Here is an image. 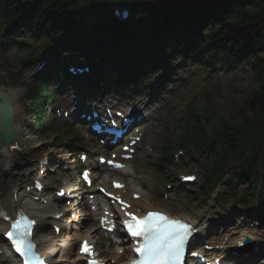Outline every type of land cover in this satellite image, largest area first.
<instances>
[{
    "label": "trees",
    "instance_id": "16d2710c",
    "mask_svg": "<svg viewBox=\"0 0 264 264\" xmlns=\"http://www.w3.org/2000/svg\"><path fill=\"white\" fill-rule=\"evenodd\" d=\"M113 1L137 0H35L37 7L49 3L66 6L64 12L72 10L71 18L76 22L83 21L85 14L96 17L97 8L102 7L108 13L112 6L105 3ZM191 14L168 17L173 23L165 22L162 29L174 35L179 29L197 32L203 66L218 59L249 61L255 86L242 107L232 105L225 114L208 103V111L193 115V124L190 121L180 124L183 138L178 146L209 161L208 173L213 184L222 180L232 162L240 163L241 170L256 181L264 173V0H221ZM187 57L189 61L201 59L196 50L188 52Z\"/></svg>",
    "mask_w": 264,
    "mask_h": 264
},
{
    "label": "rangeland",
    "instance_id": "374dc122",
    "mask_svg": "<svg viewBox=\"0 0 264 264\" xmlns=\"http://www.w3.org/2000/svg\"><path fill=\"white\" fill-rule=\"evenodd\" d=\"M163 37H166V36L163 35ZM181 37H182L181 34L179 33L175 34L174 40L179 41ZM98 43L99 42H97L96 44ZM87 48L91 49L90 46H87ZM5 55L10 58L9 63L13 66L8 67L6 64H4V62L2 61V58L0 57V76L4 75V73L10 70L12 72L17 73V77L19 80H21V83L18 86H11L9 84V79L7 78L5 82H3V84H0V90H8L11 88L20 90L18 101L21 102L24 108V112L25 114H27V118L29 121V127L28 129L24 130L23 136L25 140L29 143L28 144L29 147H31L34 150L32 154L22 153L20 155H15L14 157L12 156L8 159V162H6L8 157L4 158L3 163L7 165L11 164L12 160L14 161V163L12 164L13 166H11L12 169L4 165L5 168L7 169V174L11 176V179H10L11 182L13 184L18 185V187L15 188L14 190H17L16 193L22 196L21 202L28 203L35 210L37 209L38 212L42 214L44 217H48L52 212H56L59 209H64V211L69 210V209L75 210V207L79 204L78 202H73L70 206H67V207L63 206L62 202L55 204V201H50L48 205H45V204L43 205L41 203L33 202L30 197V194L24 191V186H25L24 181L25 179H27L26 175H28L30 172H32V170L35 169V165L37 164L38 160H44L41 157L42 154L50 155V159L44 161V164L42 166L43 170L45 171L46 180L48 179L51 181V184L49 185L50 187L57 188L58 186L62 185V182L66 183L68 187H71L72 185L75 184V182H77V177H76L73 165L71 164L69 165L68 172L66 174L62 173L59 166H56V163L59 160H62L63 162L67 161L68 155L66 151L68 149L71 150V148L67 145H60L59 142L54 138L52 133L40 135L38 131L36 130V127L33 125L34 119L29 116L28 109H27L28 104L25 103L23 94H24V88L33 79V76H32L33 66L30 65L28 62H22L18 60L16 57L11 59L12 58L11 50L5 51ZM239 76H242V78L239 79ZM229 79H232V83L227 87L226 93L230 92L231 95H235L237 98L244 94L247 95L253 85L252 82L249 81L248 76H246L245 74L241 72H236L235 78H232L230 75ZM0 82H1V77H0ZM153 83L154 81L152 80L150 84H148L147 86L151 87ZM235 84H238V88L236 90H234ZM57 86H61V85L58 84ZM176 91L177 90H175L174 92ZM177 93H180L181 95L183 93V87L181 86L178 87ZM174 94L175 93L168 90L164 92V95L166 96L163 97L162 99H168V97L174 96ZM190 97H194V95L191 94ZM210 97L215 98L214 94H212V91H211ZM221 98H222V95H221ZM217 100L218 102L221 101L220 99H217ZM176 104H177L176 98L174 102H169L166 100V104L164 108L161 111L157 112V117L159 118L161 123L164 122V119L168 118L169 111H166L168 110V107L171 106V109H170L171 111L175 108ZM178 104H179V101H178ZM163 111H166V112L160 115V113H162ZM59 122H60L59 120L56 121L58 125H60ZM163 130L164 128H161L160 130V127L157 129L158 133L161 134V137H157L155 142L151 141L147 149V158L139 157L135 161L136 163L141 165L140 170H145V173L140 172V171L137 172V174L135 175V179H134L135 182H132V187H135V186L145 187L143 190L146 191V194H144L142 197L144 201L152 203L153 208L167 209V210H170L171 212L172 211L176 212L178 210H183V209H186V210L202 209V210H205L206 213L208 212L207 218L210 220L217 221L220 217V219L232 221V223H235L236 226L238 227L237 231L245 227L243 224V220H244L243 218H245L244 216H242L243 214L246 215L248 211H252V212L255 211L257 213L260 212L263 214L264 204L261 205L262 202L257 203V201H255L254 203L252 202L250 204L246 202L244 203L241 202L243 205L241 209H239L238 206L235 207L236 203L233 202V199L235 197L234 194L226 196V200L222 202V201L215 199L216 192L210 193V195L206 197H200L198 194L196 195L197 192H194V190H188L187 196H183V197L174 196L172 195V193L175 194L182 190L179 187L177 182L171 183V185L173 186L170 190L167 189L168 185H166V188L160 187V183L162 182L161 175H160V172H158L157 167H155V164H156V159L158 158L160 154V149H161L160 139L166 138L165 132ZM167 130L169 133V127L167 128ZM161 131H163V134L161 133ZM197 167L195 163L188 162L182 171L185 172L184 174L192 173V171L198 172L201 175L200 182H202L203 169L197 168ZM23 177L25 179L22 181ZM109 177L114 178L115 175H109ZM118 177L128 180L129 175L124 174ZM129 181L131 182L132 179ZM246 184H247L246 182L241 181L240 184L236 186L239 192L243 190L242 186H245ZM223 188L224 187L221 186L219 190H223ZM53 190H54L53 188H50V190L48 191L46 190L44 192V194L46 195L48 199L53 197L54 195ZM74 196H75V199L77 200V195H74ZM169 196H172L173 198H169ZM237 212H241V214H239L241 216H240V219L237 218V220L234 221L232 216L234 215V213H237ZM79 214L81 215L80 212ZM257 215L258 217H260L259 214ZM49 222L50 220L48 218L44 219V225L42 226L43 235L47 239L51 240L55 246L60 247L62 245V239L54 235L53 231L48 227ZM207 222H210V221L208 220ZM249 222H250L249 225H253L255 223L252 220ZM233 228L234 227H231V228L230 227H223V228L219 227L217 232L207 237H204L203 241H206L208 237H216L217 235L222 233L223 230L224 231L227 229L232 230ZM81 229L84 230V228H81ZM64 238L69 239V236L68 237L64 236ZM59 256L61 257L62 254L58 253L56 255V257H59ZM0 260L2 261L1 258ZM3 263H0V264H3Z\"/></svg>",
    "mask_w": 264,
    "mask_h": 264
},
{
    "label": "snow or ice",
    "instance_id": "6c2138e0",
    "mask_svg": "<svg viewBox=\"0 0 264 264\" xmlns=\"http://www.w3.org/2000/svg\"><path fill=\"white\" fill-rule=\"evenodd\" d=\"M115 166L121 167L120 165ZM183 179L194 178L183 177ZM116 186L120 187L121 185ZM128 215L130 219L124 222L128 233L134 238H140L137 241V247L134 249L135 252L139 253L140 259L133 260L130 264H180L188 237L191 235L190 225L172 219L161 212L149 211L142 217L133 213ZM34 223L35 221L30 220L27 224L21 225L20 221H15L11 225V230L7 232L9 240L24 258L25 264H31L29 254L35 247L30 239L31 226ZM81 250L84 252L90 250L87 242ZM40 264L43 262L41 261ZM91 264H96V262L92 261Z\"/></svg>",
    "mask_w": 264,
    "mask_h": 264
},
{
    "label": "bare ground",
    "instance_id": "6f19581e",
    "mask_svg": "<svg viewBox=\"0 0 264 264\" xmlns=\"http://www.w3.org/2000/svg\"><path fill=\"white\" fill-rule=\"evenodd\" d=\"M1 92H3L5 95H7L12 102V107L14 110V112H13L14 113V126L17 130V137L14 140L15 144L13 146L5 147V149H3L4 152H3V150H0V166H1L2 162L4 161L5 156H8L7 159H9L12 155L13 156L14 155H20L22 153L32 154V152H34V150L29 148L28 143L22 137L21 138L18 137L19 130H21L23 128V126H25L28 123L27 118L24 116V111H23L21 105L18 103V100H16L19 98V93H20L19 90H11V92H4V91H1ZM15 147L20 148V150H15ZM12 163H13V161H12ZM8 180H9L8 176L5 177L4 169H2L0 167V183L2 185V190H3V193H2L3 198L0 201V230L5 227V223L1 220V217L3 215H7V216L13 215L14 210L18 207V203H17L16 199L12 197V194L10 193V191L8 189V185H7ZM44 183H46V182H44ZM5 187L7 189V192L5 190ZM126 196L131 198V194L126 195ZM131 205H132L131 210L133 212L140 210L141 213L143 214L144 212H146L148 210H153L150 204H146L142 200H133V201H131ZM252 214H253V216L254 215L256 216L258 213L256 214V212L253 211ZM171 215L174 217H178V218L187 220L189 223L195 225L196 229L199 232L204 233L205 229L203 228V222L205 221L206 217L204 216L205 214L203 213V211L189 210V211L184 212V214H181V215H178V214H171ZM243 223L247 224V221H244ZM40 225L41 224H39L37 229H36L37 241L40 243L39 250L52 263V256L54 255L55 249L51 245L43 242L40 238H38V230L40 228ZM245 227H246V229L241 232V236L233 237V241H236V243H237L239 241H242V239L244 237H247V236H250L253 238L254 233L252 232V230H250V226L248 225ZM235 229H237V227ZM66 232H67V228L63 226L61 233H66ZM262 241H264V232L262 235ZM0 244H2V242H0ZM222 244L224 245L225 251L221 252L220 255H223L225 257H232V255L230 253L232 251H235V248H233L234 245H232V243H230V242L223 243V239H221V241L218 240L216 245H222ZM259 247L264 249V243H261L259 245ZM6 252L8 253L7 250H6ZM73 253H74V246L73 245L64 249V252H63V254H65L66 256H70ZM4 256L7 259V262H9L10 264H15V260L13 257L7 256V255H4Z\"/></svg>",
    "mask_w": 264,
    "mask_h": 264
},
{
    "label": "water",
    "instance_id": "95a60500",
    "mask_svg": "<svg viewBox=\"0 0 264 264\" xmlns=\"http://www.w3.org/2000/svg\"><path fill=\"white\" fill-rule=\"evenodd\" d=\"M0 103L4 107V112L0 116V131L5 134V137H9V141L15 135L13 134L12 126V108L9 100L0 94Z\"/></svg>",
    "mask_w": 264,
    "mask_h": 264
}]
</instances>
